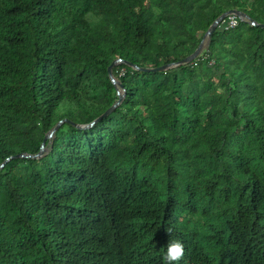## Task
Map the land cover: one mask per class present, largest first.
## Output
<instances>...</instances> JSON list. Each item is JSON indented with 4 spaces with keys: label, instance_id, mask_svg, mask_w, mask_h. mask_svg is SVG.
Returning <instances> with one entry per match:
<instances>
[{
    "label": "trees",
    "instance_id": "16d2710c",
    "mask_svg": "<svg viewBox=\"0 0 264 264\" xmlns=\"http://www.w3.org/2000/svg\"><path fill=\"white\" fill-rule=\"evenodd\" d=\"M229 10L253 25L118 64L121 104L73 125L117 101L113 61L177 64ZM260 24L264 0H0V264H167L170 240L174 264H264Z\"/></svg>",
    "mask_w": 264,
    "mask_h": 264
},
{
    "label": "water",
    "instance_id": "95a60500",
    "mask_svg": "<svg viewBox=\"0 0 264 264\" xmlns=\"http://www.w3.org/2000/svg\"><path fill=\"white\" fill-rule=\"evenodd\" d=\"M230 14H233V15H236L238 17H241V18H243V21L244 22H249V23H251L253 25L252 19L249 16H247L246 14H244V13L238 11V10H229V11L224 12L223 14H221L211 24V26L209 27V29L204 34L202 40L200 41V43H199L198 47L195 49V51L191 55H189L188 57L184 58L182 61H180L177 64H168V65H163V66H160V67H157V68H153V69H149V68L147 69V68H138L137 66H134V65H131V64L127 63V62L121 61L120 59H117V60L113 61L110 64V66L108 67L107 72H108V76H109L112 84L117 89V92H116V95L118 97L117 101L108 110H106L101 116H99L97 119H95L92 123H90L88 125H84V126H77L75 124H73V125L76 128H79V129H85V128L91 127V126H93V124L97 123L101 119H103V118L107 117L109 114H111L121 104V102L123 100V97H124L123 86L121 85V83H119L117 80H115L113 78V76H112V69L114 67H116L118 64L123 63V64H126L127 66L132 67L135 70L142 71V72H162V71H166L168 69H171L173 67L187 65V64L193 62L195 59L198 58V56L201 54V52L208 46L209 40H210L212 34L216 31V29H219V26H220L221 21L224 20V18L226 16L230 15ZM257 26H259L260 28H263L264 29V25L263 24H260V25H257ZM63 123H69V124H71V122H69L67 119H64L62 121H59L57 123V125L51 130V132H49L46 135V137H45V139H44V141H43V143L41 145V148H40V151H39L38 154H36V155H25V154H23V155H17V156L11 157V158H13V159H16V158L35 159L36 158L37 159V158L41 157V155L45 151V148L43 147L44 142L47 139H52L54 132ZM2 167H3V164L0 165V169Z\"/></svg>",
    "mask_w": 264,
    "mask_h": 264
},
{
    "label": "clouds",
    "instance_id": "9594fccd",
    "mask_svg": "<svg viewBox=\"0 0 264 264\" xmlns=\"http://www.w3.org/2000/svg\"><path fill=\"white\" fill-rule=\"evenodd\" d=\"M167 232L170 234L171 229H167ZM165 248L163 259L167 264H174V262L181 260L184 256V244L179 240H170Z\"/></svg>",
    "mask_w": 264,
    "mask_h": 264
},
{
    "label": "built area",
    "instance_id": "2783aa9c",
    "mask_svg": "<svg viewBox=\"0 0 264 264\" xmlns=\"http://www.w3.org/2000/svg\"><path fill=\"white\" fill-rule=\"evenodd\" d=\"M238 21H243V18L230 14L221 21L219 28L221 30L231 29L237 25ZM211 64L213 63L211 62Z\"/></svg>",
    "mask_w": 264,
    "mask_h": 264
},
{
    "label": "rangeland",
    "instance_id": "374dc122",
    "mask_svg": "<svg viewBox=\"0 0 264 264\" xmlns=\"http://www.w3.org/2000/svg\"><path fill=\"white\" fill-rule=\"evenodd\" d=\"M206 42V41H205ZM45 152V151H44Z\"/></svg>",
    "mask_w": 264,
    "mask_h": 264
}]
</instances>
